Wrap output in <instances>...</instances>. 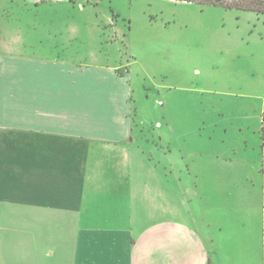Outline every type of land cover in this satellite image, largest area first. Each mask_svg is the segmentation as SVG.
Here are the masks:
<instances>
[{"label": "crops", "instance_id": "obj_1", "mask_svg": "<svg viewBox=\"0 0 264 264\" xmlns=\"http://www.w3.org/2000/svg\"><path fill=\"white\" fill-rule=\"evenodd\" d=\"M117 71L0 37V261L264 264V160L257 188L214 192L204 215L171 205L135 160Z\"/></svg>", "mask_w": 264, "mask_h": 264}, {"label": "rangeland", "instance_id": "obj_2", "mask_svg": "<svg viewBox=\"0 0 264 264\" xmlns=\"http://www.w3.org/2000/svg\"><path fill=\"white\" fill-rule=\"evenodd\" d=\"M3 34L125 77L135 160L155 164L171 205L184 197L204 215L214 192L260 183L264 14L173 0H0Z\"/></svg>", "mask_w": 264, "mask_h": 264}, {"label": "trees", "instance_id": "obj_3", "mask_svg": "<svg viewBox=\"0 0 264 264\" xmlns=\"http://www.w3.org/2000/svg\"><path fill=\"white\" fill-rule=\"evenodd\" d=\"M40 1L46 2L50 0H40ZM71 1L74 2L76 0H71ZM95 1H99V0H95ZM173 1L195 3L202 6H220L225 9L252 11L258 14H264V0H173Z\"/></svg>", "mask_w": 264, "mask_h": 264}]
</instances>
